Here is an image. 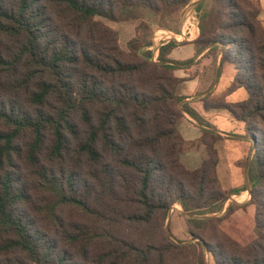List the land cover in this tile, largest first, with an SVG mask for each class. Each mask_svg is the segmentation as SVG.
Here are the masks:
<instances>
[{"label": "trees", "instance_id": "obj_1", "mask_svg": "<svg viewBox=\"0 0 264 264\" xmlns=\"http://www.w3.org/2000/svg\"><path fill=\"white\" fill-rule=\"evenodd\" d=\"M190 2L0 0V124L9 129L0 131V264H165L175 255L180 259L175 264H206L204 251L213 264H264V254L253 262L226 254L221 243L206 235L209 219H186L188 234L197 242L181 247L170 240L164 223L173 205L186 214L206 215L243 189L225 195L217 190L215 145L220 136L213 131L201 130L206 158L198 168L189 170L179 160L183 142L176 126L181 113L199 126L206 123L187 104L178 108L183 98L176 91L182 79L173 72L183 63L169 58L178 44L162 45L158 63L150 61L149 52L141 59L134 54L124 60L129 56L116 46L115 32L95 21L138 22L127 44L134 53L151 45L141 29L175 22ZM195 12V54L220 50L218 67L228 64L236 71L229 92H246L242 102L203 107L224 109L243 124L252 151L248 181L255 190L264 183L260 8L253 0H201ZM88 40H109L114 46L105 48L106 53ZM26 90L33 111L13 98ZM47 105L52 112L45 110ZM74 114L88 127L74 151L95 168L89 180L80 178L74 166L48 169L37 162L46 131L51 159L61 161L68 151V135L75 134ZM22 131L32 136L26 155L29 175L46 195L37 204L14 163L13 142ZM252 205L264 219V205L258 200ZM64 206L77 209L92 224L59 237L40 226L36 211L44 212L49 225L56 227L57 212ZM256 215L254 242L264 245V222ZM123 223L141 229L138 240L117 234L115 229Z\"/></svg>", "mask_w": 264, "mask_h": 264}, {"label": "rangeland", "instance_id": "obj_2", "mask_svg": "<svg viewBox=\"0 0 264 264\" xmlns=\"http://www.w3.org/2000/svg\"><path fill=\"white\" fill-rule=\"evenodd\" d=\"M253 1L257 2L258 7L260 8L261 13L259 21L264 30V0ZM184 9L185 12L182 13ZM187 11L190 12L189 15L185 17L184 22L187 20L189 21L186 23L187 25L184 29L182 27L184 24V22L182 23V17L184 20V15H186ZM95 21L115 32L116 46L123 54L129 56L126 58L124 57V60H130L134 57V54H137L141 59L143 58V54H145V52H149V59L153 63H158V54L161 47L160 44L164 43L166 40L171 41V37L173 35L181 34V31L183 35L181 41L184 38H189L190 34H188V32L193 26H195L196 22L198 23L197 17L190 10V6L185 7L178 13V17L175 22H168L166 20L163 21L161 25L164 28L153 25L149 29H141V36H144L145 41H151V45L148 48H138L133 53L128 49L127 44L135 37V30L139 25L138 22L112 23L100 18H96ZM86 43L91 46L93 45L94 49L99 51H103L105 48L114 46L109 40H101L98 43L88 40ZM103 52L109 53L107 49ZM191 55L192 48L189 46L178 49L173 53L174 58L182 59L181 62H175L183 63L173 72L175 77L182 79V82L179 84L176 91L177 95L183 98L178 104V108L181 110L182 105L187 104L190 108L196 111V113L206 123L204 124L205 128H209L206 125L216 126L223 133L230 134L229 138H225L218 144L219 164L217 167L216 177L219 182L217 190L224 195L231 190L243 189V191H241L240 197H227L219 203L220 206L217 210L206 215L186 214L179 205L175 204L169 210L164 226L166 227L170 240L174 244L182 247L198 241L197 239L193 240L188 234L185 223L186 219H209V223L205 231L206 235H212L214 241L221 243L226 254L233 257H240L248 262H253L255 259L264 254V245L260 243V245H256L257 243L254 242L256 236L253 233V229L256 211L252 205V202L254 203V201L257 200L260 201V204L264 205V183L253 190L248 181V167L252 157V151H249L250 138L246 136L243 124L234 120L226 110L221 109L214 111V109L210 111H203L201 106L194 104L195 100L200 97L199 94H194V90L198 88L199 82L202 83L203 87L206 86L207 83L208 87H210V92L201 98L203 104L209 109L211 107H221L226 104L242 102L246 99L247 95L244 89L229 92L230 82L236 71L233 66L228 64L217 67V69L215 68L214 62L217 59H220V50L213 53L210 52L209 54L205 53L208 58H212L211 63L209 61L207 62L209 63L208 66L201 64L202 61L194 63ZM194 55H196L195 52ZM202 68L205 71H208V74L202 81H200L198 74L203 71ZM180 76H183L184 78H181ZM192 77L195 78L191 79ZM29 93V90L21 91L13 98L17 99L21 103H24L23 107L26 110L33 111L34 106L31 105L30 101H28ZM192 96L194 98L190 99ZM45 110L52 112L48 105L45 107ZM71 120L75 128V134L68 135V151L63 156L61 161H53L51 159L49 154L51 139L49 132L46 131L39 151L37 152V162L40 166L48 169H55L59 167L60 164L66 168L74 166V170L79 171L80 178L89 180L91 171L93 172L95 168L85 163L82 157H77L74 151L75 145L84 139L88 127L84 122H82L78 114L72 115ZM176 127L183 142L182 150L179 154V160L181 164H183L182 161L187 159L188 154H190L192 150H196L199 146H201L202 143L200 138L198 139L201 128L194 119L184 112L181 113V117L179 118ZM239 129H241V136L244 137L245 141L234 136L239 134ZM207 130L212 132L211 129ZM0 131H9V129L0 124ZM206 138L207 141L210 140L209 136ZM238 140L243 142L239 143L237 142ZM31 141L32 136L29 131L20 132L13 142V145L17 150V154L14 155V163L19 167L20 172L22 174L24 173L26 176L28 181V191L31 193L33 203L37 204L46 199V195L43 192V187L37 184L32 175H29L30 168L26 162V155ZM258 211L261 210L259 209ZM35 213L40 226L42 225L45 229H47V232L55 237H59L62 234L73 231L76 226H90L93 222L91 218H88L86 215L70 206H64L59 210V212H57L58 222L56 223V227H51L49 225V219L44 212L39 213L36 211ZM259 215L257 213V219L260 222H264V219L261 218L262 216L259 217ZM94 222L95 225L99 226L95 220ZM115 231L127 240H138L141 234V229L126 223L117 226ZM204 259L206 264H213L211 257L205 251ZM179 260L180 259H177V256L175 255L174 258H167L165 264H175L178 263Z\"/></svg>", "mask_w": 264, "mask_h": 264}, {"label": "crops", "instance_id": "obj_3", "mask_svg": "<svg viewBox=\"0 0 264 264\" xmlns=\"http://www.w3.org/2000/svg\"><path fill=\"white\" fill-rule=\"evenodd\" d=\"M201 0H191V2L188 4V6L186 7H189L190 6V10L191 12L196 16V12H195V9H196V6L200 3ZM185 12V9L184 11H182V13ZM189 12L190 11H187L186 15H184V20H183V17H182V23L185 21V17L189 15ZM193 19V18H192ZM189 20H187L186 22H184L183 24V28L185 29L186 27V23H188ZM198 23L196 22L195 23V26L192 27V29L188 32V34H190V37L189 38H184L182 39L181 41V38H182V31H181V34H178V35H173L171 37V41H175L177 44H178V47H176L170 54V58L171 60H174V61H182V59H176L173 57V53L178 50V49H182L186 46H189L192 48V55H191V58H193V62L196 63L198 61H202L201 64L205 65V66H208L209 63H207L208 61L211 63L212 62V58H208L205 53L206 51L198 54V55H194V47H193V44L192 42L197 38L198 36ZM169 38V37H168ZM169 41H164V43L160 44L161 46L168 43ZM184 60V59H183ZM200 64V65H201ZM202 65V66H203ZM214 66L215 68L217 69V67L219 66V60L217 59L215 62H214ZM203 71H201L198 76L200 78V81H202L205 76L208 74V71H205L203 68H202ZM217 73V71H216ZM184 76V75H183ZM183 76H180L181 78H184ZM197 77V76H195ZM195 77H192L191 79H194ZM191 79H188V80H191ZM186 80V81H188ZM210 87H208V83L206 86H202V83L199 82V86L198 88H196V90H194V94H199L200 97L197 98L195 100V105H198V106H201L203 111H206L203 107V102L201 100L202 96L206 95L208 92H210ZM194 97L192 96L190 99H193ZM200 108V107H199ZM210 111V110H208ZM214 111H218V110H214ZM200 114V113H199ZM238 122V121H237ZM241 124V123H240ZM201 130L202 129H211L214 133H216L217 135L220 136V140L216 143L215 147L217 149V152H218V164H219V151H218V144L224 140L225 138H229L230 134H225L223 133L221 130H219V128H217L216 126H209V128H205V127H202L200 126ZM242 129V127H241ZM241 129H239V134L238 135H234L235 137L237 138H240L242 139L243 141H245L244 137H242L241 135ZM200 130V135L198 136V139L201 137L202 135V131ZM233 135V134H231ZM243 141H240L238 140L237 142L239 143H242ZM244 156V155H243ZM242 156V157H243ZM206 158V149H205V146L203 144H201V146L198 147V149H194L192 150V152L190 154H188V157L187 159H185V161H182L183 164L185 165V167L189 170H194L196 168H198L201 164V162ZM218 164H217V167H218ZM217 167H216V173H217ZM218 176V175H217ZM233 189V188H232ZM241 193V192H240ZM236 194V195H232V197H240L241 194Z\"/></svg>", "mask_w": 264, "mask_h": 264}]
</instances>
